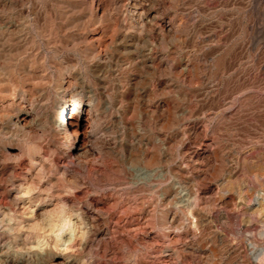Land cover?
I'll return each mask as SVG.
<instances>
[{
  "label": "rangeland",
  "instance_id": "obj_1",
  "mask_svg": "<svg viewBox=\"0 0 264 264\" xmlns=\"http://www.w3.org/2000/svg\"><path fill=\"white\" fill-rule=\"evenodd\" d=\"M134 3L174 33L140 27ZM142 44L167 71L146 68ZM262 177L264 0H0V264H264ZM21 184L37 201L22 214ZM185 189L196 226L170 242L166 204ZM63 209L93 241L32 250Z\"/></svg>",
  "mask_w": 264,
  "mask_h": 264
},
{
  "label": "bare ground",
  "instance_id": "obj_2",
  "mask_svg": "<svg viewBox=\"0 0 264 264\" xmlns=\"http://www.w3.org/2000/svg\"><path fill=\"white\" fill-rule=\"evenodd\" d=\"M150 1V0H149ZM142 3V2H141ZM142 5V4H141ZM147 5V4H145ZM149 6V4L147 5ZM152 6V5H151ZM133 7L135 8L134 9V16L136 17V21L138 23V25L140 27H143V28H147V27H154L155 30L159 31L156 33L157 35V39L159 41H162L163 40V36L165 34H172L174 33V26L171 25L170 21L169 23L165 24L164 27L158 23L159 19H161L160 17L157 16V14L151 9H144V7L134 3L133 4ZM158 12V11H157ZM132 16V15H131ZM162 16V15H161ZM158 20V21H157ZM164 20V19H163ZM135 21V22H136ZM173 22V20H172ZM137 27V26H136ZM130 31V30H129ZM150 31V30H149ZM142 33V32H141ZM154 33V32H153ZM176 35V33H175ZM174 36V35H173ZM130 37V36H129ZM175 37V36H174ZM136 42V41H135ZM144 42V41H143ZM154 44V43H153ZM152 44V45H153ZM143 45V44H142ZM159 45V44H158ZM155 46V44H154ZM164 46V45H163ZM139 47V46H138ZM137 47V48H138ZM144 47V48H143ZM143 63L144 65L149 68H154V69H166L164 67V60L163 58H160L158 57L157 60H151L149 58L148 55H150V48L149 46L145 44V46L143 45ZM136 48V49H137ZM134 54V53H133ZM152 54V53H151ZM161 54V53H160ZM163 54V53H162ZM130 55V54H129ZM151 56V55H150ZM164 56V55H163ZM154 59V58H153ZM188 60V59H187ZM182 63V62H181ZM190 63V62H189ZM188 63V64H189ZM176 64V63H175ZM180 64V63H179ZM143 65V66H144ZM168 65V64H167ZM173 66V65H172ZM171 66V68H172ZM175 66V65H174ZM189 66V65H188ZM168 67V66H167ZM142 68V67H140ZM145 68V67H144ZM185 68H187V66H185ZM170 69V68H168ZM184 69V68H183ZM161 70V71H162ZM176 70V69H175ZM158 71V70H157ZM167 71V69H166ZM169 71V70H168ZM171 71V70H170ZM169 71V73H170ZM182 71V70H181ZM148 72V71H147ZM165 72V70H164ZM186 72V71H185ZM152 73V72H151ZM155 73V72H154ZM158 73V72H157ZM155 73V74H157ZM173 73V72H172ZM184 73V72H182ZM167 74V73H166ZM165 75V73H164ZM179 75V74H178ZM182 75V74H181ZM162 76V74L160 75ZM166 76V75H165ZM163 79V78H162ZM161 80V79H160ZM90 92V91H89ZM163 92V91H162ZM149 96V95H148ZM147 96V97H148ZM152 100V99H151ZM92 103V102H91ZM148 103V102H147ZM74 106H76L77 108L80 107L82 108V105H81V102H78V101H75L74 103ZM89 106V104H88ZM148 107V105H147ZM76 118L74 120H77V123H78V120L80 119L79 115H78V110H75V112L73 113ZM55 123V122H54ZM56 124V123H55ZM59 124V123H58ZM76 127V126H74ZM166 127V126H165ZM185 136V135H184ZM163 142H164V145L167 146L170 142L167 138L163 139ZM211 144H208V146L210 147ZM140 147H141V144H140ZM190 152V151H189ZM191 155H189V153H187V155L189 156V160L193 161L197 167V171L200 172L201 174H203L205 172V169L204 167H206V164H205V158H200L198 157V155H195L194 153H190ZM186 155V156H187ZM133 159V158H132ZM205 160V161H204ZM151 161V160H150ZM132 163V162H131ZM140 168L137 172L139 175H137V179H138V176H139V182H145V183H148V182H153L152 179L156 176L154 175L155 173H157V171L155 172L154 170V173L152 174V171H150V168ZM182 167L179 166V170H181ZM158 169V168H157ZM209 169V168H208ZM151 170H152V167H151ZM159 171V170H158ZM196 171V172H197ZM69 174V173H68ZM160 175V174H159ZM205 175V174H204ZM206 176V175H205ZM63 177V176H62ZM64 177L68 180L67 178V175L64 174ZM159 177V176H158ZM162 177V175L160 176V178ZM163 178V177H162ZM198 178V177H197ZM206 178V177H204ZM65 179V180H66ZM74 179V178H72ZM155 179V178H154ZM244 179V178H243ZM262 179H264L262 177ZM178 180V179H177ZM137 181V182H138ZM243 181V180H242ZM67 182V181H66ZM136 182V183H137ZM138 182V183H139ZM74 183V180L73 182ZM151 184V183H149ZM190 184V183H189ZM192 184V183H191ZM28 185V184H27ZM191 186V185H190ZM193 187V186H192ZM197 187V186H196ZM33 188V187H32ZM30 186H25V185H22L20 186V190H19V199H18V203H17V209L20 211H23V213L26 211H29L31 210V205L32 204H35L37 201H35V197L33 196V189H32ZM188 188V187H187ZM243 188L244 190L250 188L249 184L245 183L243 185ZM53 189V188H52ZM72 189V188H71ZM77 190V189H76ZM252 190H255L253 189L252 187ZM47 191H49V189H47ZM242 191V190H241ZM247 191V190H246ZM45 194H46V191H44ZM51 192V191H49ZM48 192V195H51L49 194ZM56 192V191H55ZM250 192V190H249ZM41 193L42 190H41ZM40 193V194H41ZM44 194V193H43ZM194 194V193H193ZM38 195V194H37ZM47 195V194H46ZM163 195V194H162ZM161 195V196H162ZM252 196V195H251ZM53 197V196H52ZM247 197H248V194H247ZM247 197H246V194L245 193H242L240 195V197L238 198V201H236V208L235 209H241L243 207H246L248 206L247 204ZM253 199H254V202L255 204L258 205L259 210L261 213H262V217H263V222H264V194L263 193H259L257 195H253ZM250 198V196H249ZM45 199V198H44ZM166 198L164 197V200ZM212 199V198H211ZM198 200H196L195 198H192V193L185 189V191H180V190H177L176 192H174L173 194V198L171 200V202L167 205L166 204V208H174L176 211L174 213L171 212L172 214V218L167 222L166 224V227H165V231L168 233V240L170 242H173V240L175 239V237L179 236L181 234V232H184V231H188L190 229H192L194 226V223H193V218H194V215L192 213H190L189 209H194L196 208V202ZM169 202V201H168ZM200 203V202H199ZM204 203V202H203ZM207 203V202H206ZM200 205V204H199ZM207 206V204H205ZM63 206V205H62ZM61 206V207H62ZM67 206V205H66ZM70 206V205H69ZM68 206V207H69ZM195 206V207H194ZM201 206V205H200ZM67 207V209H68ZM72 207V206H71ZM181 207H186V209L189 211V213L187 212L186 216L185 217H181V215H179V210ZM66 208V207H65ZM198 208V207H197ZM16 209V208H15ZM33 209V208H32ZM75 209V208H74ZM165 209V208H164ZM17 210V211H18ZM66 210V209H65ZM167 210V209H166ZM185 210V209H184ZM195 210V209H194ZM200 210V209H199ZM64 211V209H63ZM79 211V210H78ZM193 211V210H191ZM204 211V210H202ZM222 211V210H221ZM30 212V211H29ZM34 211H32L31 213H33ZM62 212V211H61ZM60 212V213H61ZM168 212V210H167ZM181 212V210H180ZM194 212V211H193ZM199 212V211H198ZM16 213V211H15ZM28 213V212H27ZM26 213V216H28ZM53 213V212H52ZM50 214L49 212V217L48 220H47V224L46 226H44V228L42 230L43 233H42V230H41V234L43 235H39L38 237L36 236V238H34L31 245V249L32 250H39L41 247V244L43 243L42 241V238L44 237V235H46L47 237L45 238H50V236H54L57 244L61 247V250L62 252H75V251H78V249H84L85 246L87 244H89V242L93 241V235H94V225L91 223L90 219L89 218H86L84 215L80 214L79 212H76L74 211L73 209H70V210H67V211H64L62 212L61 216L59 218H57L55 220V213L54 214ZM226 213V212H225ZM3 215V224L6 223V225L8 224V226H11V222L13 221L12 219H8L9 218V215L8 213L6 214L5 212L1 213ZM22 214V213H21ZM181 214V213H180ZM185 214V212H184ZM220 214V213H219ZM34 215V214H33ZM221 215L222 217L225 216V214L223 215V213L221 212ZM230 215V214H229ZM58 216V215H57ZM8 217V218H7ZM13 218V217H12ZM262 221V220H261ZM15 223V222H14ZM196 228V227H195ZM40 231V230H39ZM53 238V239H54ZM167 239V238H166ZM44 240V239H43ZM46 240V239H45ZM177 243V242H176ZM45 244V243H44ZM46 245H49L46 244ZM192 243H189L187 244V246H191ZM194 247V246H192ZM58 248V247H57ZM43 249V248H42ZM41 249V250H42ZM30 250V249H29ZM40 250V251H41ZM80 250V252H81ZM197 250V249H196ZM32 252V251H31ZM34 252V251H33ZM213 252V251H212ZM215 252V251H214ZM73 254V253H72ZM215 255V254H214ZM205 257V256H204ZM208 258V257H207Z\"/></svg>",
  "mask_w": 264,
  "mask_h": 264
}]
</instances>
